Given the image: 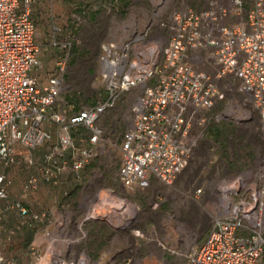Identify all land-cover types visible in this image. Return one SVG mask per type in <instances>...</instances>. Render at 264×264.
<instances>
[{"label":"built area","instance_id":"built-area-1","mask_svg":"<svg viewBox=\"0 0 264 264\" xmlns=\"http://www.w3.org/2000/svg\"><path fill=\"white\" fill-rule=\"evenodd\" d=\"M36 1L0 0V221L12 211L18 224L28 218L42 226L34 234L41 243L27 246L29 264H139L132 260L135 245L92 258L79 227L74 238L51 234L46 227L55 225L61 212L34 211L11 198L7 169H24L21 189L30 194L42 183L56 184L66 170L79 180L102 148L100 115L136 87L140 93L118 144L115 179L124 188L143 186L149 176L171 184L195 155L206 112L229 93L240 94L264 123V0L186 6L159 22L154 34L146 27L128 39L102 42L97 62L106 98L77 110L59 100L73 33L64 35L52 25L48 41L37 44L31 18ZM68 1L76 8L74 0ZM47 48H58L61 54L40 84L32 71L40 68V49ZM220 117L215 113L212 118ZM40 147L43 152L33 157ZM257 181H218L192 190L198 197L207 188L215 212L203 240L183 251V264H264V171ZM84 189L76 204L83 214L80 222L106 220L126 210V199L114 189ZM128 223L118 221L115 228L127 231ZM130 233L138 239L144 234L138 227ZM0 264L15 262L0 253Z\"/></svg>","mask_w":264,"mask_h":264},{"label":"rangeland","instance_id":"rangeland-1","mask_svg":"<svg viewBox=\"0 0 264 264\" xmlns=\"http://www.w3.org/2000/svg\"><path fill=\"white\" fill-rule=\"evenodd\" d=\"M46 1L51 2L53 11L46 8L45 14L31 18L37 29H52L54 25L73 33L59 100L77 110L106 98L97 62L102 42L128 39L146 27L154 34L158 23L167 21L174 11L186 6L203 9L210 0H74L76 8H71L68 0ZM57 4L62 7L60 11H56ZM49 12L51 17H48ZM45 24L46 28L42 27ZM60 54L58 48L40 49V68L32 71L40 84L54 71L55 60ZM139 93L140 87H136L121 94L100 115L98 124L103 130L102 148L89 167L88 175L91 177L85 182V192L105 187L116 190L114 177L119 164L118 144L123 129L131 120L130 108ZM215 113L221 115L217 121L212 118ZM206 117V127L194 157L171 184L154 180L125 194L126 210L118 215H109L106 220L87 219L80 222L83 214L76 207L79 195H65L60 202L63 208H58L61 212L59 221L51 226V234L74 238L79 227L85 234L84 247L92 254L90 249L96 241L117 235L130 238L133 237L130 230L138 227L144 234L138 241V251L132 257L134 262L183 264V251L200 243L215 212L207 188L198 197L192 194V190L201 184L212 186L218 181L228 183L234 179L241 184H256L257 176L264 171V123L250 103L244 101L240 94L229 93L216 107L206 112ZM212 128L223 132L221 140L213 137ZM55 140L53 130L51 141L54 143ZM43 150L44 147L34 150L33 157L39 156ZM7 172L17 176L13 183H18H14V192L9 196L26 202L34 209L35 205L28 201L29 193L21 189L24 169L9 167ZM13 215L12 211H7L0 221V253L10 257L15 264H29L32 259L23 240L27 218L20 225ZM118 221L129 222V229L117 230L115 225ZM77 223L80 225L77 226ZM29 229L40 233L42 226L34 224Z\"/></svg>","mask_w":264,"mask_h":264},{"label":"crops","instance_id":"crops-1","mask_svg":"<svg viewBox=\"0 0 264 264\" xmlns=\"http://www.w3.org/2000/svg\"><path fill=\"white\" fill-rule=\"evenodd\" d=\"M46 8H48V11L52 12L54 7L51 4V2H49V1L37 0L31 7V16L37 17L38 15L41 16V15L45 14L44 11ZM56 9H57L56 11H60L62 9V7L59 4H57ZM50 12L48 14V17H51ZM51 20H52V18H51ZM45 26H46V24L42 25V27H45ZM51 30L52 29H37L35 27V38L37 40L36 43L37 44L40 43L39 45L46 43L49 35H51ZM60 30H61V33H63L64 35L66 33L70 32V31H67L66 29H60ZM42 50H46V49H42ZM38 55H39V53H38ZM42 57L43 56H41V58ZM74 137L76 138V135ZM92 161L84 166V168L82 169V172H81V178L79 180L74 179L72 173H70V171L66 170L59 175L56 184L42 183L39 186L37 191H35L34 193H31V194L29 193L28 195L31 196V198L28 196V201L30 202L31 205H33V204L35 205L33 210L39 211L42 209H48L52 213V215L54 216L55 215L54 213H56V215H57V213H59L58 208L62 207V204L60 202L64 198L65 195L71 196V195H74V193H77V196L79 195V197H80L81 192L83 190V187L86 185L85 182H88V180L91 177V175H88V171H90L89 167L92 165V163H93ZM93 168H91V170H93ZM90 173L92 174V172H90ZM7 176L9 178H11V181H12V183L8 187V192L10 194H12L14 192L15 184H18L16 181H15L16 183L14 182L15 184L13 183L14 180H17V176H15L13 174L9 175L8 172H7ZM114 180L116 182V190H114V191L115 192L118 191L117 193L123 197H125L124 196L125 194H129V192H134V190H137L139 188L138 184L133 185L131 188H124L116 181L115 177H114ZM154 180L155 179L153 177L149 176L147 179V182L154 181ZM19 184L21 185V183H19ZM20 185H18V187ZM31 202H33V203H31ZM14 218H15V216H14ZM34 224H35L34 222H32L30 219L27 218V223H26V228H25L26 229V231H25V238L26 239L24 241L26 249H27V246L29 243H32V242L36 243V244L41 243L40 236H39V239H34L35 232L30 231V229H29L30 227L33 228ZM46 229L50 230L51 225L47 226ZM203 238H202V240H203ZM23 240H24V238H23ZM138 241H139V239L136 237H130V238L129 237L128 238H126V237L125 238L115 237V238H109L107 240H98L92 246V249H90L92 252L91 255L92 256L93 255L98 256L99 253H103V252L112 253L115 250H117L118 248H122V249L126 248V244L135 245V248L130 249V250L133 251L134 254H136V251H138V249L140 247V244L138 243ZM85 245H86V243H85ZM136 245H138L139 247H136ZM103 248H106V249L104 250Z\"/></svg>","mask_w":264,"mask_h":264},{"label":"trees","instance_id":"trees-1","mask_svg":"<svg viewBox=\"0 0 264 264\" xmlns=\"http://www.w3.org/2000/svg\"><path fill=\"white\" fill-rule=\"evenodd\" d=\"M73 43V42H72ZM71 43V44H72ZM212 135H213V137L216 139V140H221L222 138H223V136H222V134H223V132H220V130L219 129H216V128H212ZM25 237H24V241H25ZM28 244V243H27Z\"/></svg>","mask_w":264,"mask_h":264},{"label":"bare ground","instance_id":"bare-ground-1","mask_svg":"<svg viewBox=\"0 0 264 264\" xmlns=\"http://www.w3.org/2000/svg\"><path fill=\"white\" fill-rule=\"evenodd\" d=\"M127 206H128V204H127Z\"/></svg>","mask_w":264,"mask_h":264}]
</instances>
